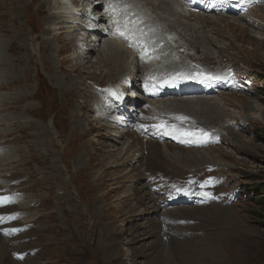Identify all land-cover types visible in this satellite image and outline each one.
<instances>
[{
  "label": "rangeland",
  "instance_id": "374dc122",
  "mask_svg": "<svg viewBox=\"0 0 264 264\" xmlns=\"http://www.w3.org/2000/svg\"><path fill=\"white\" fill-rule=\"evenodd\" d=\"M59 1L0 0V264H264V0ZM139 119L188 183L135 169Z\"/></svg>",
  "mask_w": 264,
  "mask_h": 264
},
{
  "label": "bare ground",
  "instance_id": "6f19581e",
  "mask_svg": "<svg viewBox=\"0 0 264 264\" xmlns=\"http://www.w3.org/2000/svg\"><path fill=\"white\" fill-rule=\"evenodd\" d=\"M59 4H61L60 8H68V6H70V3L68 1H63L60 2L59 0H57ZM166 1V0H165ZM169 1V0H168ZM44 2V0H43ZM162 3H164V1H162ZM186 3V2H185ZM87 4L90 6V4L87 1ZM165 4V3H164ZM167 4V3H166ZM190 4V3H189ZM48 5V3H47ZM50 5V4H49ZM83 5V10L86 9V7H84L85 3L82 4ZM112 6V5H110ZM168 6V5H167ZM108 7V5H107ZM70 10H76L77 8H82V7H78V6H71ZM88 9V8H87ZM111 9V8H110ZM114 9V8H113ZM167 11H165L166 15H170L173 16L175 18V16H177V18H179L180 14L181 15H186V11H184L183 6H180L179 3H177L175 0H171L170 1V5L167 7L166 9ZM111 11V10H110ZM113 12V10H112ZM74 13V12H73ZM163 13V12H162ZM116 14V13H115ZM92 18V14L90 15ZM70 19V20H76V16H74V14L72 15H66V16H61V19ZM82 18V17H81ZM84 18V17H83ZM115 19V18H114ZM140 20V19H139ZM176 20V19H175ZM76 23V22H75ZM181 24V23H180ZM179 24V25H180ZM175 26V25H174ZM176 27V26H175ZM127 28V27H126ZM159 28V27H158ZM181 29V28H180ZM125 30V29H124ZM184 30V29H183ZM94 31V30H93ZM69 32V31H68ZM125 32V31H124ZM124 34V33H123ZM151 34V33H150ZM125 35V34H124ZM92 37H95V33H93L91 35ZM158 36V35H157ZM165 36V35H164ZM115 43V42H114ZM203 44V43H202ZM114 45V44H113ZM116 48V47H114ZM119 50V49H118ZM127 50V49H126ZM129 50V49H128ZM153 54V53H152ZM147 55V54H146ZM155 55V54H154ZM145 56V55H144ZM149 56V55H148ZM119 58V57H118ZM145 59V58H144ZM126 61V60H125ZM127 62V61H126ZM116 69V68H115ZM175 75H180V74H175ZM184 75V74H183ZM183 75H181L180 77H182ZM123 77V76H122ZM138 78V77H137ZM128 84V83H127ZM130 85V84H129ZM137 85V84H136ZM126 86V85H125ZM121 92V91H120ZM119 92V93H120ZM131 92V91H130ZM135 92V91H134ZM122 93V92H121ZM120 93V94H121ZM115 96V95H114ZM189 97V96H188ZM193 98V97H192ZM173 99V98H172ZM205 98H202V100H204ZM176 100V99H175ZM201 100V99H200ZM198 100V101H200ZM98 104V103H97ZM197 104V103H196ZM204 104V103H203ZM208 105V104H207ZM90 108V107H89ZM93 113V112H92ZM176 120H172V119H166V118H161L160 120V126H165L166 129H170L172 126H170L171 122H174ZM151 123L148 120L145 119H139V122L136 124V131L133 134H130L131 138L134 140V143L136 146H140L141 149L143 150V156L141 158V160L139 161V165L138 167H136L135 169H145L146 171H148L149 175V179H151L152 177H155L157 173H165L164 175L169 176L170 179L172 181H174L175 183H188V180L190 179V176H187V174H181V172L186 171V170H181V172L179 173H173L175 171H178L179 168L178 166L170 161V159L168 157H166V155L160 152L161 147L160 144L158 142H156L154 139H150L149 136H154L156 134V130L155 128L153 129L152 127H150ZM150 129H153L155 131H150ZM209 135V134H208ZM212 135V134H211ZM103 141V140H102ZM168 146H170L169 144H167ZM145 152L147 154H145ZM169 153H179L181 152V156L183 159H187L190 156H188V154L185 153L184 150H180V151H176V150H168ZM195 155V154H194ZM188 156V157H187ZM174 156H172L173 159ZM187 157V158H186ZM179 161V160H178ZM189 161L183 160L181 162V166L185 165L186 163H188ZM180 166V165H179ZM188 166V165H187ZM194 166V165H193ZM184 169V168H183ZM190 169V168H189ZM192 171V170H191ZM186 175V176H184ZM182 176L183 179H182ZM23 183L22 180H20V184ZM150 185L147 184L146 186L138 189L137 193H138V198L141 203H144L145 200H149V203L151 205V210L154 214L157 213V215L159 216H164L165 217V221L167 222L168 219L173 220L175 223H178V220L181 219V217L179 216L178 210L174 209L173 211H171V213H168V209L166 210L163 209V205L157 201L154 197H152L151 192L149 191ZM147 206V204H146ZM149 206V205H148ZM16 207H14L12 200L4 195H0V213H8V214H12L14 213V211ZM165 208V207H164ZM144 209V208H143ZM198 209V208H197ZM203 209V208H202ZM161 210V212H160ZM193 211V210H192ZM201 211V210H200ZM150 213V212H149ZM205 213V212H204ZM14 215V214H13ZM155 216V215H154ZM193 217V216H192ZM204 217V216H202ZM162 218V217H161ZM155 219V218H154ZM190 219V218H189ZM157 220V219H156ZM164 219H161L160 221H163ZM200 220V219H199ZM204 220V219H203ZM201 221L199 224V226H203L204 221ZM154 221V220H153ZM215 221V220H214ZM213 222V220H212ZM158 223V222H157ZM16 224V223H15ZM226 224V223H225ZM149 226V224H147ZM170 225V224H168ZM143 226V225H142ZM177 226V225H176ZM7 227V226H6ZM13 227V226H12ZM146 227V226H145ZM180 227V226H178ZM2 228V227H1ZM171 228V227H170ZM181 228V227H180ZM9 229V228H8ZM152 229V228H151ZM156 229V228H155ZM176 229V228H175ZM174 229V230H175ZM182 229V228H181ZM116 225L115 224H107L105 226V231L106 233H111L113 231H116ZM199 230V229H198ZM160 231V230H158ZM157 231V232H158ZM31 234V231L30 233ZM33 235V234H32ZM152 235V234H151ZM184 235V234H183ZM140 236H146V230L144 229L142 231V233L140 234ZM21 237H28L27 235L23 234L21 235ZM133 237H135L137 240L139 239L138 236L135 234ZM30 238V237H29ZM160 238V237H159ZM21 239V238H20ZM111 247H113L112 249L114 250L115 248H117V244H116V238H112L111 239ZM109 242V241H108ZM149 242V240H148ZM20 244V243H19ZM154 244V242H153ZM108 245V246H110ZM142 245L144 246V244L142 243ZM152 245V244H151ZM154 246V245H153ZM157 244L154 246L156 247ZM160 247V246H158ZM184 247V246H183ZM24 248V247H23ZM27 248V246H26ZM153 248V247H152ZM155 249V248H154ZM112 250V251H113ZM158 251V250H157ZM156 253V251H155ZM7 253H5L2 257V259L4 258V261L7 262L8 260L6 259V257L8 256ZM149 254V253H148ZM154 254H150V256H153ZM156 255V254H155ZM118 258V257H117ZM154 259L151 258L147 264H150ZM156 260V259H155ZM3 262V261H2ZM28 263V262H27Z\"/></svg>",
  "mask_w": 264,
  "mask_h": 264
},
{
  "label": "snow or ice",
  "instance_id": "6c2138e0",
  "mask_svg": "<svg viewBox=\"0 0 264 264\" xmlns=\"http://www.w3.org/2000/svg\"><path fill=\"white\" fill-rule=\"evenodd\" d=\"M178 119H181L183 120L184 118L183 117H179ZM191 135H195V133H192ZM207 133H203L202 130H201V134H200V137L201 138H198L197 142H204V140L207 138Z\"/></svg>",
  "mask_w": 264,
  "mask_h": 264
},
{
  "label": "trees",
  "instance_id": "16d2710c",
  "mask_svg": "<svg viewBox=\"0 0 264 264\" xmlns=\"http://www.w3.org/2000/svg\"><path fill=\"white\" fill-rule=\"evenodd\" d=\"M259 190H261L260 192H263L261 188Z\"/></svg>",
  "mask_w": 264,
  "mask_h": 264
}]
</instances>
